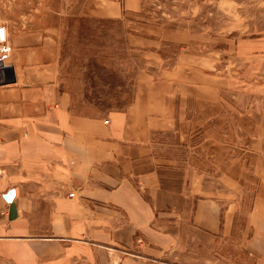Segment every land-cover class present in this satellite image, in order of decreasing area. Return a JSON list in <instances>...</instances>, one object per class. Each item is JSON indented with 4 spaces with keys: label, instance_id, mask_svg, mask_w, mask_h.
I'll return each mask as SVG.
<instances>
[{
    "label": "crops",
    "instance_id": "obj_1",
    "mask_svg": "<svg viewBox=\"0 0 264 264\" xmlns=\"http://www.w3.org/2000/svg\"><path fill=\"white\" fill-rule=\"evenodd\" d=\"M144 5L43 0L41 15L6 24L0 264L264 263V35L208 45L199 66L193 33L142 15ZM66 16L121 21L130 50L150 57L124 109L72 110L58 81ZM174 41L186 46L165 68L159 48Z\"/></svg>",
    "mask_w": 264,
    "mask_h": 264
},
{
    "label": "rangeland",
    "instance_id": "obj_2",
    "mask_svg": "<svg viewBox=\"0 0 264 264\" xmlns=\"http://www.w3.org/2000/svg\"><path fill=\"white\" fill-rule=\"evenodd\" d=\"M57 2L58 0H52ZM141 14L160 20L165 28L187 29L193 33L189 50H193L194 63L201 65L208 57L207 47L218 48L237 39L264 35V0H144ZM43 0H0V23L18 27L19 16L41 15ZM15 17V19H14ZM57 30L58 81L71 95L72 110L76 113L106 114L109 110L124 109L132 96L137 70L147 65L150 57L130 50L123 23L118 20L62 17ZM22 22V19H19ZM171 43V42H170ZM186 42L162 44L159 55L163 67L169 68ZM211 52V51H210ZM214 64L220 56L210 54ZM153 60V59H151ZM160 60V59H159ZM157 61L161 66V62ZM237 218L236 233L232 241L240 239L241 224L249 206ZM240 234V236H239ZM217 264H233L225 258ZM240 264H248L243 261ZM264 264V263H263Z\"/></svg>",
    "mask_w": 264,
    "mask_h": 264
},
{
    "label": "built area",
    "instance_id": "obj_3",
    "mask_svg": "<svg viewBox=\"0 0 264 264\" xmlns=\"http://www.w3.org/2000/svg\"><path fill=\"white\" fill-rule=\"evenodd\" d=\"M12 46L9 42L8 31L6 24L0 23V84L2 83L6 69L8 67V61L12 54ZM108 121H105L107 123ZM73 196V194H69Z\"/></svg>",
    "mask_w": 264,
    "mask_h": 264
},
{
    "label": "water",
    "instance_id": "obj_4",
    "mask_svg": "<svg viewBox=\"0 0 264 264\" xmlns=\"http://www.w3.org/2000/svg\"><path fill=\"white\" fill-rule=\"evenodd\" d=\"M5 201L9 204V219L12 220L15 218V207L13 204L14 190H9L6 194L3 195Z\"/></svg>",
    "mask_w": 264,
    "mask_h": 264
}]
</instances>
